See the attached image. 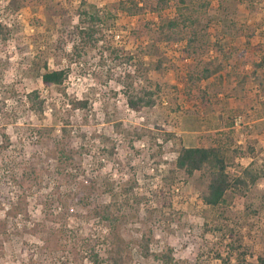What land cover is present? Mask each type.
Listing matches in <instances>:
<instances>
[{
    "label": "rangeland",
    "instance_id": "obj_1",
    "mask_svg": "<svg viewBox=\"0 0 264 264\" xmlns=\"http://www.w3.org/2000/svg\"><path fill=\"white\" fill-rule=\"evenodd\" d=\"M87 1L109 13L115 0ZM166 1L167 6L158 1V13L113 12L102 41L80 57L71 46L79 37L67 33L80 24L81 0L0 1V19L14 27V38L0 52V264H93L82 242L101 225L71 196L67 212L53 190L69 193V187L78 189L79 182L89 184L98 175L135 180L134 192L142 196L115 226L126 264H161L152 254L165 252L169 264H264V0H190L186 7L195 10L197 21L171 30L169 40L159 26L177 15L178 0ZM190 26L201 31L191 43ZM58 34L69 39L64 50L57 48ZM105 45L131 59L111 58ZM43 60L50 68L69 67L61 87L42 83L33 65ZM129 76L140 77L136 83L147 76V86H160L153 107L127 105ZM32 90L46 101L41 114L24 98L19 101ZM77 99H86L88 108L71 109ZM63 125L82 167L70 183L61 182L54 168ZM2 133L10 137L8 147L1 146ZM190 145L228 150L223 203L203 200L211 179L206 169L186 176L174 167L177 150ZM30 163L38 166L40 185L26 192L17 213V188L5 186ZM250 163L263 173L244 187L237 179ZM102 191L96 196L107 201ZM143 237L151 239L147 257Z\"/></svg>",
    "mask_w": 264,
    "mask_h": 264
},
{
    "label": "trees",
    "instance_id": "obj_2",
    "mask_svg": "<svg viewBox=\"0 0 264 264\" xmlns=\"http://www.w3.org/2000/svg\"><path fill=\"white\" fill-rule=\"evenodd\" d=\"M158 1H160L163 6H167L166 0H115L111 3L109 13H104L95 4H92L87 0H81L80 8L78 9L80 10L78 13L80 24L75 26V30L67 33L70 38L72 36H76L80 39L79 44L72 43L71 46L73 52L77 57H80L81 54L85 52V49L87 50L92 46H95L99 40L102 41V38H100L102 36V31L104 26L109 25L106 21L108 18H113V12L121 10L133 15L141 10H148L152 13H158L160 8L158 6ZM189 3L190 0H178L177 15L171 19H161L159 29L167 40L171 38V30H175L176 27L184 25L186 22L187 24L189 23L192 25V23L197 21L194 14L195 10L192 11L190 10V7H186V4ZM204 6L206 7L207 4ZM62 12L64 11H59V13ZM106 30L108 31L110 29ZM200 32L201 31H198L190 26L186 33L187 42L191 43L197 40ZM12 38H14L13 25L5 23L3 19H0V52L1 50H5L8 42ZM57 39V48L64 50L69 39L64 40V37L61 34H58ZM103 47L108 50V54L111 58H123L126 61L131 59V56L124 55L125 53H123L122 49L110 48L108 45ZM6 62L5 64L7 65ZM141 64L142 63H140V66ZM161 64L160 59H158L156 70L160 69ZM33 67L37 69V75L40 77L45 86L54 85L61 87L69 72V67L50 68L46 60L34 62ZM143 68L145 71L150 70L148 66ZM210 73L211 72L207 70L204 77L207 78ZM146 77L147 76H143V81ZM129 78L130 80L128 83L124 85V95L127 105L134 110L153 107L156 103L160 86H156L155 84V87L151 88L143 81L136 83L135 80L141 79L140 77H135L136 79H133V77L131 78V76H129L128 79ZM12 94H17V91H13ZM23 98L28 101L30 104L29 108L34 112L41 114L45 108L46 101L43 97H41L38 90H32L27 94L24 93L23 96L19 95L20 102H22ZM88 105L89 104L86 99H77L71 100L70 108L83 110L88 108ZM49 130L51 132V129ZM61 131L62 134L60 141L54 144V147L59 144V147H57L56 153L54 154V168L56 170L55 173L60 176L61 182L66 181L70 183L76 179L79 172L82 171V167L75 158V150H77V148L73 144L74 139H72L70 135V129L66 125H63V127H61ZM2 139L3 142L1 146L8 147L10 137L6 133H2ZM104 151L106 153L113 152V150L110 152L107 149H104ZM229 159L230 156L228 155L227 149L224 151L223 148L221 149L217 146L190 145L182 146L177 150V155L173 161V165L178 172H181L186 176L192 175L195 171H202L206 169L207 172L210 173L211 179L208 183L206 191L202 195V198L209 205H217L225 201V193L229 186L228 177L226 175V167L229 163ZM10 163H12L11 159L8 161L5 160L4 166L7 168ZM262 173L263 172L260 169H254L253 163H250L242 171V176L237 179L238 183L244 187L256 184ZM38 174V166H36V164L34 165V163H30V165L27 164L24 167L23 172L17 179L6 183V189L12 187L17 188L18 197L15 205L12 207L13 211L18 213L19 210L24 209L23 204L26 192L30 191L33 187L40 185V176H38ZM116 183H118V185ZM79 185L78 189L76 188L73 191H71V187H69V193L59 191V188H55L53 190V193H55V197L53 199H55L58 203H61L68 212L69 206L67 204L68 200L66 197L71 196L75 198L77 202H79V205L89 208V215H91L92 218H95L101 225V229L92 232L89 237L83 238L84 241L82 242V251L85 255L87 254L85 258L93 264H126L129 257L127 253L124 252V248L121 243L122 239L116 235L115 226H118L126 219L128 215L126 207L130 202L133 207L141 202L142 196L139 197V195L134 192L136 181L133 180L127 182V180H118V182H116L110 175L105 177L98 175L97 179L90 181L89 184L84 185L79 182ZM101 188L103 189L102 193L108 196L107 201H103L102 198L96 196V193L99 192ZM105 229L106 233H104ZM60 230L62 231L63 236L69 238L75 237L70 229ZM47 240V237L42 240V245H44V247L49 246V240ZM100 240H103V247L101 249L94 250L92 246L95 243H99ZM150 241L151 239L149 237L142 238L141 246L143 251H145L144 254L146 257L152 254L149 252ZM101 250L103 251L104 256L99 253ZM76 254H78V252H75V255ZM152 255L157 259L161 258V264H169L172 260V257L166 252L160 254V257L156 254ZM30 260H32V258ZM223 264H226V262L224 261Z\"/></svg>",
    "mask_w": 264,
    "mask_h": 264
},
{
    "label": "built area",
    "instance_id": "obj_3",
    "mask_svg": "<svg viewBox=\"0 0 264 264\" xmlns=\"http://www.w3.org/2000/svg\"><path fill=\"white\" fill-rule=\"evenodd\" d=\"M238 122H240V119H238ZM238 122H237V123H238Z\"/></svg>",
    "mask_w": 264,
    "mask_h": 264
}]
</instances>
